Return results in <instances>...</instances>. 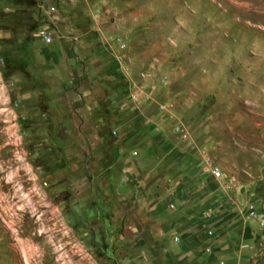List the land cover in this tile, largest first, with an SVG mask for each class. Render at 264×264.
Masks as SVG:
<instances>
[{
  "label": "rangeland",
  "instance_id": "rangeland-1",
  "mask_svg": "<svg viewBox=\"0 0 264 264\" xmlns=\"http://www.w3.org/2000/svg\"><path fill=\"white\" fill-rule=\"evenodd\" d=\"M246 192L264 0H0V264H224Z\"/></svg>",
  "mask_w": 264,
  "mask_h": 264
},
{
  "label": "crops",
  "instance_id": "crops-1",
  "mask_svg": "<svg viewBox=\"0 0 264 264\" xmlns=\"http://www.w3.org/2000/svg\"><path fill=\"white\" fill-rule=\"evenodd\" d=\"M254 198L246 192L245 198L235 200L227 234L213 239L212 260L223 258L224 264H251L256 261L254 246L264 243V207L251 215L248 205Z\"/></svg>",
  "mask_w": 264,
  "mask_h": 264
},
{
  "label": "built area",
  "instance_id": "built-area-1",
  "mask_svg": "<svg viewBox=\"0 0 264 264\" xmlns=\"http://www.w3.org/2000/svg\"><path fill=\"white\" fill-rule=\"evenodd\" d=\"M46 40H47V41H49V40H50V37H49L48 35H46ZM216 174H217V175H220V172H219V171H217V172H216ZM222 264H223V263H222Z\"/></svg>",
  "mask_w": 264,
  "mask_h": 264
}]
</instances>
